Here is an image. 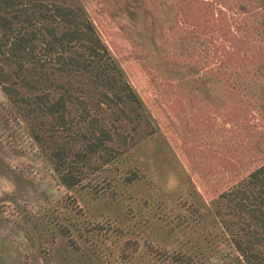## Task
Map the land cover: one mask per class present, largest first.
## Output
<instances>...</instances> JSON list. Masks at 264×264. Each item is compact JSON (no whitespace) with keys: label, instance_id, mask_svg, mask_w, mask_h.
<instances>
[{"label":"rangeland","instance_id":"1","mask_svg":"<svg viewBox=\"0 0 264 264\" xmlns=\"http://www.w3.org/2000/svg\"><path fill=\"white\" fill-rule=\"evenodd\" d=\"M32 2L76 10L109 53L86 69L0 57L23 96L68 107L63 131L0 88V264H163L156 251L222 264L232 238L264 254L239 198L220 196L264 164V0ZM39 9L3 15L15 32L70 28ZM96 128L109 149L66 189L50 152L82 150Z\"/></svg>","mask_w":264,"mask_h":264},{"label":"trees","instance_id":"2","mask_svg":"<svg viewBox=\"0 0 264 264\" xmlns=\"http://www.w3.org/2000/svg\"><path fill=\"white\" fill-rule=\"evenodd\" d=\"M32 1L0 0V57L6 56L15 62L41 61L53 58L63 65L86 69L93 62L100 61L108 55L109 50L101 41L93 24L82 18L76 10L58 4L45 6ZM30 6L40 8V13L46 10L49 13V18H56L70 26V28L57 32L46 24L44 25L45 35L42 33L36 35L33 31L15 32L13 22L3 14L12 13L15 15L19 11L25 14ZM42 16L45 17V14H42ZM25 21L30 20L25 17ZM34 40H39L40 44H34ZM7 42H9L8 45ZM73 44H79L82 49L71 52L70 49ZM15 85L14 74L0 66V88L11 103L31 106L33 112L39 116L49 117L53 127L63 129V131L67 130L68 107L66 98L63 95L57 98H52L49 93L32 97L23 96ZM128 94L132 96L130 90ZM104 96L111 101V98L106 94ZM79 103L84 107L83 102ZM89 126L92 127L91 123H89ZM35 137L39 139V136L36 135ZM111 141L112 137L103 128H96L91 132V139L87 140L84 148L80 151L72 153L64 146H57L52 149L50 158L54 169L60 174L62 185L66 189L76 186L79 183V165L89 161L91 155L109 149L106 143ZM70 154L72 158H69ZM247 183L249 185L248 189L232 188L223 192L220 196L229 200L239 198L234 203L237 204L238 208L240 206L244 209L248 221L264 234V164L250 172ZM231 245L237 253L235 256L237 264H264V254L252 245L245 243L241 238H232ZM135 250L134 243L126 242V246L122 250V260L129 259L130 252ZM156 254L160 258L163 256V264H198L193 256L189 254H164L160 251H156ZM235 261L227 260L223 261L222 264H235Z\"/></svg>","mask_w":264,"mask_h":264}]
</instances>
